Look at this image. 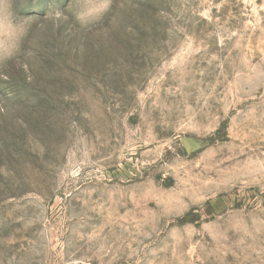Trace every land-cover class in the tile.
<instances>
[{"label": "rangeland", "instance_id": "rangeland-1", "mask_svg": "<svg viewBox=\"0 0 264 264\" xmlns=\"http://www.w3.org/2000/svg\"><path fill=\"white\" fill-rule=\"evenodd\" d=\"M12 0L0 264H264V0Z\"/></svg>", "mask_w": 264, "mask_h": 264}, {"label": "clouds", "instance_id": "clouds-1", "mask_svg": "<svg viewBox=\"0 0 264 264\" xmlns=\"http://www.w3.org/2000/svg\"><path fill=\"white\" fill-rule=\"evenodd\" d=\"M107 5L98 0H77L74 14L82 22H88L102 12ZM28 32V24L18 18L12 0H0V60L15 56Z\"/></svg>", "mask_w": 264, "mask_h": 264}]
</instances>
